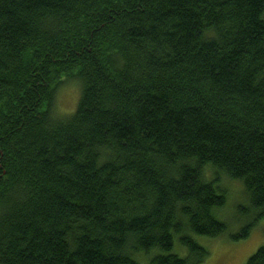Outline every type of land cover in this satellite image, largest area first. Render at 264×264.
I'll use <instances>...</instances> for the list:
<instances>
[{"label":"trees","instance_id":"16d2710c","mask_svg":"<svg viewBox=\"0 0 264 264\" xmlns=\"http://www.w3.org/2000/svg\"><path fill=\"white\" fill-rule=\"evenodd\" d=\"M262 218L264 0H0V264H202Z\"/></svg>","mask_w":264,"mask_h":264},{"label":"rangeland","instance_id":"374dc122","mask_svg":"<svg viewBox=\"0 0 264 264\" xmlns=\"http://www.w3.org/2000/svg\"><path fill=\"white\" fill-rule=\"evenodd\" d=\"M80 97L81 87L78 82L64 83L56 97V114L63 116L76 111ZM222 184L227 190L228 201L226 206L219 210L217 216L228 224L230 233H236L254 217L250 211L249 198L240 180L223 177ZM195 238L210 251V256L202 264H245L248 258L264 244V218L259 220L247 239L235 241L229 234L220 238L195 235ZM173 250L182 257L188 253L179 239H175ZM138 259L143 264H150L146 257L139 256Z\"/></svg>","mask_w":264,"mask_h":264}]
</instances>
